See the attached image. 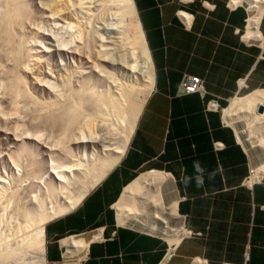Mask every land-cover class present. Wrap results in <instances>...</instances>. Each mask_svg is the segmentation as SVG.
Returning <instances> with one entry per match:
<instances>
[{
    "label": "crops",
    "instance_id": "obj_1",
    "mask_svg": "<svg viewBox=\"0 0 264 264\" xmlns=\"http://www.w3.org/2000/svg\"><path fill=\"white\" fill-rule=\"evenodd\" d=\"M132 1L152 88L121 160L47 222L46 264H160L176 236L168 264H264V153L233 119L264 92V0ZM185 74L205 93H180Z\"/></svg>",
    "mask_w": 264,
    "mask_h": 264
},
{
    "label": "rangeland",
    "instance_id": "obj_2",
    "mask_svg": "<svg viewBox=\"0 0 264 264\" xmlns=\"http://www.w3.org/2000/svg\"><path fill=\"white\" fill-rule=\"evenodd\" d=\"M40 1L25 0V12L16 17L19 22L16 20L8 24L2 19L7 0H0L2 248L10 244L17 226L24 222L23 214H33L41 204L46 213L52 216L47 218L50 221L57 217L52 215V211L81 194L92 180L93 169L101 168L106 160L121 149L129 131L131 112L145 99L150 88L139 50H129L124 47L125 43H121L127 39L133 41L136 34L121 0ZM53 1H58L57 5ZM95 80L98 91L102 93H115L121 84L140 88L141 92L129 102L128 115L120 126L113 125L117 120L114 118L116 115L109 122L119 135L117 140L102 144L100 140L106 132L99 122L92 121L87 133L91 131L96 134L98 142L82 144L81 152L85 149L83 155L73 148L70 156L74 157L64 156L60 153L64 143L62 136L57 127L53 128L46 122L48 108L83 82L92 85ZM236 108L240 109L238 106L233 108V119L243 142L249 149L258 148L264 153V147L258 141L264 137V124L254 121L256 118L253 115L244 117L239 112L242 110ZM254 114L258 115L257 109ZM29 138L55 147V152L48 157L49 152L29 141ZM48 168L61 177L58 180L51 179L44 171ZM259 169L264 171V157ZM16 207L20 211L17 212ZM36 257L33 254L29 260L33 262L37 260Z\"/></svg>",
    "mask_w": 264,
    "mask_h": 264
},
{
    "label": "bare ground",
    "instance_id": "obj_3",
    "mask_svg": "<svg viewBox=\"0 0 264 264\" xmlns=\"http://www.w3.org/2000/svg\"><path fill=\"white\" fill-rule=\"evenodd\" d=\"M121 1L123 2L124 7H126V11L128 15H130V22L133 25L132 27H134V29L136 30V34L134 36L133 41H128L127 39L125 41H121V43L122 42L125 43L124 47L129 50H133V49L139 50L143 70L148 74V79H149L148 87H150L148 90L150 92L152 87V80H153L152 65L150 60V54L145 44L143 33L139 25L134 3L132 0H121ZM57 2H55V5H57ZM25 7H26L25 0H7L6 9L2 13V19L8 24H10L11 21L12 22L16 20L18 21V18H16L17 14H21L22 12H25ZM251 8L254 10L256 9V6L252 5ZM131 24L129 23V25ZM257 26H258V16L251 17L249 19V25H248L249 35H255L256 29L258 28ZM140 92H141L140 88L129 87L127 85L121 84L117 87V91L115 93L112 92L102 93L98 91L97 81L95 80L94 83H92V85H88L86 82L84 84L83 82L78 87L70 90L69 94L61 96L58 101L55 100L56 102H53L51 104V107L48 108L47 111L48 114L46 115V122L49 123V125H51L53 128L57 127L59 134L62 136L61 139L62 141H64V143L60 150V153L63 154L64 156H70V154H72L71 153L72 149L75 148V150L77 149L79 150V155H83L85 149L83 150V152H81L82 144L88 145L90 143L98 142V136L96 134L91 133V131L87 133L90 123L92 121L99 122L100 123L99 126H102L106 132L104 138L100 140L102 144L104 143L111 144L115 140H117V137L119 138V135L115 131V128L114 129L112 128L109 122L113 119L112 117L116 115V117L114 118H116L117 120L116 122H114L113 125L120 126L124 117L128 115L126 112L130 108L129 102H131L134 96ZM149 92H147V94L145 95L144 97L145 99L139 102L131 112L132 117L129 122V131L124 137L125 140L123 142L124 144L122 145L121 149L116 152L115 156L106 160L101 168L93 169L94 174L92 180L81 191V194H79V196L76 199L72 201H67L65 205L63 204V206L57 207L56 211L54 212L52 211V215H56L58 217L66 213L67 211L73 209L74 207H76L82 201V199L89 193V191L93 189L102 180V178L121 160V158L123 157L129 146L130 139L134 131L138 115L142 109V106H144V103L146 101V98L148 97ZM259 103L264 104V92L263 93L256 92L245 97L244 99L236 100L233 102V107L234 108L236 106L240 107V109L236 108V110H242L239 112H241L244 115V117L250 118L253 115L254 118H256L254 121H260V123L264 124V114H258V115L254 114L255 110L257 109V105ZM33 138H29L28 140L35 142V144L38 145L40 148L45 149V152H49L48 157H51V154L55 152V147L52 148L51 146L48 147L47 145H43L42 141L37 140L39 139V137L37 139L36 138L33 139ZM258 141L264 147V137ZM56 156L58 157V155ZM65 163L66 162H64V164ZM61 165L63 166V164ZM44 171L48 173V175H50L51 179L53 180H58L59 179L58 177H61L60 175L55 174V172L51 168H48ZM33 173H35V171ZM34 202L35 201H33L32 203ZM9 205L12 204L9 203ZM6 207H8V204L6 205ZM12 207L13 206H11V208ZM7 210L8 209H6V211ZM16 210L17 212L20 211L18 207H16ZM165 210L166 208L164 209V213ZM170 212H172V209H170ZM23 216H25L24 222L17 226L14 234L10 238V242H9L10 244L8 245L5 244L4 248L0 246V264H46L45 256H44L45 224L49 221L47 218L52 216H49L48 212L46 213V210H44L41 204L38 205V207L35 209L33 214L25 213L23 214ZM164 220L165 223L168 224L165 217ZM12 222L14 221L12 220ZM176 237L177 239L174 240L169 239L170 242H177L179 236ZM33 254L37 256L36 257L37 260L32 262L29 260V258H31Z\"/></svg>",
    "mask_w": 264,
    "mask_h": 264
},
{
    "label": "built area",
    "instance_id": "obj_4",
    "mask_svg": "<svg viewBox=\"0 0 264 264\" xmlns=\"http://www.w3.org/2000/svg\"><path fill=\"white\" fill-rule=\"evenodd\" d=\"M181 3H187L191 0H178ZM180 93L182 94H191V93H205V80L199 77L191 76L185 74L181 86ZM212 105H216L215 101H212ZM257 179V175L254 169L250 171V176L247 180L248 184H252ZM170 239V238H169ZM176 252V242H168L167 249L164 253V256L160 264H168L170 260L174 257Z\"/></svg>",
    "mask_w": 264,
    "mask_h": 264
},
{
    "label": "water",
    "instance_id": "obj_5",
    "mask_svg": "<svg viewBox=\"0 0 264 264\" xmlns=\"http://www.w3.org/2000/svg\"><path fill=\"white\" fill-rule=\"evenodd\" d=\"M257 113L264 114V104L259 105V107L257 108Z\"/></svg>",
    "mask_w": 264,
    "mask_h": 264
}]
</instances>
